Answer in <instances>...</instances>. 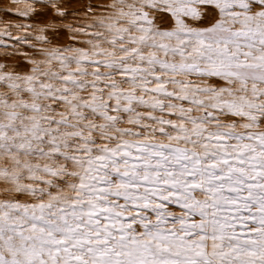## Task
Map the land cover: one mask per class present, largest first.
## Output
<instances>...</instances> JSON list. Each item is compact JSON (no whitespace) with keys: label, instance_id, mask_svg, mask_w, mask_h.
<instances>
[{"label":"rangeland","instance_id":"374dc122","mask_svg":"<svg viewBox=\"0 0 264 264\" xmlns=\"http://www.w3.org/2000/svg\"><path fill=\"white\" fill-rule=\"evenodd\" d=\"M0 264H264V0H0Z\"/></svg>","mask_w":264,"mask_h":264}]
</instances>
